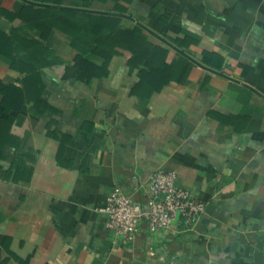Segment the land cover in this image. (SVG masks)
<instances>
[{
	"label": "crops",
	"instance_id": "crops-1",
	"mask_svg": "<svg viewBox=\"0 0 264 264\" xmlns=\"http://www.w3.org/2000/svg\"><path fill=\"white\" fill-rule=\"evenodd\" d=\"M27 2L0 0V104L11 86L30 83L17 67L30 60L13 54L12 66L8 42L13 28L24 24L16 16ZM158 2L181 16V26L160 23L152 10ZM64 5L125 15V27L137 20L162 37L191 33L200 40L185 53L193 61L186 81H171L144 98L132 95L139 78L130 73L129 51L112 60L108 77L86 84L77 78L70 40L55 30L44 42L35 32L57 52L34 75L32 93L52 109L35 117L32 99L24 122L12 128L36 161L29 182L0 177L2 256L11 257L10 264H19L10 252L25 264H264V0ZM166 40L179 49L164 41L167 62L179 63L184 52ZM158 170L176 171L179 185L206 210L192 227L181 220L150 232L143 223L130 244L115 241L103 211L107 197L118 189L146 202ZM7 234L9 250L3 247Z\"/></svg>",
	"mask_w": 264,
	"mask_h": 264
},
{
	"label": "trees",
	"instance_id": "trees-1",
	"mask_svg": "<svg viewBox=\"0 0 264 264\" xmlns=\"http://www.w3.org/2000/svg\"><path fill=\"white\" fill-rule=\"evenodd\" d=\"M152 10L158 14L162 25H180L182 19L179 14L168 10L158 2L152 5ZM117 12L126 10L118 6ZM19 17L24 24L14 27L8 39L11 54V64L20 54L30 60V66H17L19 70L27 71L29 82L23 83L24 88L11 86L10 97L6 95L0 104V160L6 165H0V177L13 179L15 182H29L33 175V164L36 161L34 150L26 142L12 132L15 124L24 122L22 111H28L26 103L34 99V105L29 113L35 117H42L50 105L42 101L41 97L32 96L35 90V77L43 67L54 62L56 50L35 38V32L41 31L44 42L55 30L60 31L70 40L73 49L72 61L76 69L77 78L91 84L96 78L102 79L110 74L112 60L129 51L132 55L128 61L130 73L137 71L138 82L132 90V95L150 97L155 92H161L171 81L184 83L189 75L193 61L185 53L190 54L192 45L199 43V37L186 33L184 38H164L175 43L184 53L179 63L167 62L169 50L164 41L157 36H151L143 23L136 21L134 28L125 27L122 22L125 15L118 13L94 12L86 9H76L64 5V0H28ZM132 19V17L127 16ZM166 32H164L165 34ZM64 61V60H63ZM16 66V65H15ZM37 85V84H36ZM44 108V109H43ZM16 110L17 113H12ZM58 133L51 136L57 137ZM63 150L58 153L59 158ZM12 235L7 234L3 247L9 250ZM19 264L26 262L21 257L10 252ZM11 257H3L0 253V264H10Z\"/></svg>",
	"mask_w": 264,
	"mask_h": 264
},
{
	"label": "built area",
	"instance_id": "built-area-1",
	"mask_svg": "<svg viewBox=\"0 0 264 264\" xmlns=\"http://www.w3.org/2000/svg\"><path fill=\"white\" fill-rule=\"evenodd\" d=\"M133 182L136 190L141 187L136 177ZM150 185L146 202L136 201L118 189L107 197L103 211L106 227L115 241L130 244L143 223L150 232L169 229L181 220L192 227L206 210L205 202L179 185L176 171H156L150 177Z\"/></svg>",
	"mask_w": 264,
	"mask_h": 264
},
{
	"label": "water",
	"instance_id": "water-1",
	"mask_svg": "<svg viewBox=\"0 0 264 264\" xmlns=\"http://www.w3.org/2000/svg\"><path fill=\"white\" fill-rule=\"evenodd\" d=\"M147 29H148L149 32H150L151 34H153L154 36L159 37L161 40L167 42V43H168L170 46H172L173 48L178 49V48H176V46H174L173 44L169 43L164 37H162L161 35H159L158 33H156L154 30L149 29V28H147ZM178 50H179V49H178Z\"/></svg>",
	"mask_w": 264,
	"mask_h": 264
}]
</instances>
